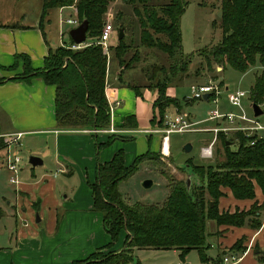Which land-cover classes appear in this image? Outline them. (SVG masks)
Masks as SVG:
<instances>
[{"label": "trees", "instance_id": "trees-1", "mask_svg": "<svg viewBox=\"0 0 264 264\" xmlns=\"http://www.w3.org/2000/svg\"><path fill=\"white\" fill-rule=\"evenodd\" d=\"M111 1L42 0L40 21L53 8L74 6L78 22L84 18L88 21L86 37H98L103 26L102 17ZM124 1L135 6L133 10L140 26L141 47L157 49L173 61L178 60L181 66L179 71H184L190 59L181 48L180 18L187 1L160 0L161 3L156 5L150 4V0ZM220 9L221 38L216 45L200 50L199 55L204 57L208 67L213 63L223 67L228 65L239 72L254 66L260 67L261 71L256 74L250 89L251 101L260 105L264 102V0H221ZM122 26L124 24H120ZM73 43L69 37L68 45ZM113 49L120 63L130 64L134 56L128 60L129 63L124 62L130 50L124 35L118 38ZM19 61L21 71L10 78L0 77V83L7 80L28 81L37 77L47 85H54V115L58 126L98 129L109 123V109L104 94L106 63L99 45H87L75 50L49 48L41 68H33L26 54H16L13 64L5 70H15ZM176 70L171 69V75ZM168 79L169 76L164 75L147 86L154 88L157 94L152 102L151 127L163 126L165 112L170 106H181L176 97L166 94ZM131 87L139 95L138 86ZM187 99L202 100H184ZM137 126L135 115L124 117L122 127L136 129ZM218 137L224 150V159L217 161L215 166H192L190 159L186 160L185 166L191 167L188 173L193 174L195 181L189 189L185 180L176 182L160 204H128L118 190L119 183L131 177L143 161L158 159L155 151L148 149L126 165L124 150L120 148L108 161L98 163L95 181L89 185L92 209L101 213L109 242L96 248L83 260H74L70 264H140L134 260L133 250L141 248L177 249L180 258L191 250H197L201 259L208 262L209 259L204 255V250L210 246L206 241L207 220L213 221L216 226L259 229L264 216L263 203L259 205L254 201L249 209H235L233 212L221 211L218 206L219 198L225 195L222 187L228 188L235 199H254L255 185L264 195V133L252 145L251 138L240 133L229 138L219 132ZM115 138L110 136L103 143L96 139L98 151ZM2 144L3 138L0 137V147ZM121 234L124 236L121 247L114 250ZM245 240V236L237 239L229 247L230 252L245 251ZM255 255L257 263L264 264V247ZM216 264H222V258L218 257Z\"/></svg>", "mask_w": 264, "mask_h": 264}, {"label": "rangeland", "instance_id": "rangeland-1", "mask_svg": "<svg viewBox=\"0 0 264 264\" xmlns=\"http://www.w3.org/2000/svg\"><path fill=\"white\" fill-rule=\"evenodd\" d=\"M186 1L187 4L185 10L180 18L181 48L183 54L189 57L190 62L186 66V69L184 71H179V68L181 66L178 60L173 61V59H170L166 54L158 51L157 49L141 47L139 40L140 26L137 16L135 15V12L133 10L135 6L128 2H125L124 0L111 1L109 3L107 11L102 17L103 26L106 24H111L114 27L112 38L107 43L108 47L106 46V49H104L101 44H98L97 36L90 39L86 37L85 40V46L99 45L102 49V53L104 54L106 63L104 81L105 86L106 76H108L107 74L109 69L111 76H114L117 72L116 74H118L119 79L122 78L123 84L138 86L137 88L139 91V98L141 100V103L137 102V107L140 109L137 115L139 124V126L137 127L139 128V130L151 128V125L149 123V119L151 118V105L156 94L154 88H144L143 86H148L149 84L152 85L157 81V78H162L164 75L169 76L166 94L176 97L180 101L181 105L179 107L170 106L169 109H167V111L165 112V115H173L178 112L180 114H186V118L188 119V121L196 122L195 125L191 126V131L172 132L169 135L170 150L168 152V155H163L160 152V144H158V138L155 136L156 134L150 135L135 131L136 133H134L133 139H130L128 141H126V139L125 142H121L122 148L125 150L124 159L125 164L127 165H129L137 155H140L148 149L151 151H155L156 154L158 153L157 160L143 161L139 165L137 171L131 177L119 183L118 190L122 195V199L124 200V202L128 204H133L135 202L160 204L164 202L173 185L178 181L186 180L188 174H191L188 173L190 172L191 167L185 166V162L188 159H190L192 166H207L209 164L215 166L217 161L221 162L224 159V150L221 145L220 137H217V141L214 145L213 157L211 159L201 158L199 154L200 148L207 145L213 138L212 132L208 130L216 125V121L207 119V112L209 110L217 108L220 112L230 111L239 113L242 111V109H244L247 115L254 117L252 110L253 102L250 99V89L254 84L256 74L260 73L261 68L258 66H254L249 68L245 72H239L228 65L225 67L219 66L215 63H213L210 67L205 65L204 57L202 55H199V51L204 48H210L211 46L216 45L221 38V0ZM149 3L152 5H156L158 3H161V1L150 0ZM22 6L23 5H14V2L11 1L6 2L5 4H0V20L5 16L8 17L10 15H13L17 12L15 11L17 10V7ZM33 7L34 6H32V8ZM65 7L68 8L66 9L67 12H63V14H60L58 16L59 10L63 7L53 8L48 12V15L42 21H40V12L42 9L41 0L39 26H41L42 29L46 32V35L50 36L57 33L62 38L68 39V27L70 26L71 28H74L75 26L80 24L81 21L78 22L79 17L76 8L74 6ZM219 12H221L220 17L218 16ZM68 20H73L74 23H69ZM116 24H119V26H116ZM120 24H124V26L120 27ZM119 28H123L125 42L130 45V50L124 57V62L127 61V63H129L128 60H130L132 56H134L133 59H131L130 64L127 65L119 62V60L115 56V50L113 49L118 42ZM68 43L69 41H61L52 49H55L57 47L71 48ZM174 64H176V66ZM172 67L174 68V70L178 68L176 70V73H174L173 75H171V69H173ZM205 83H212L217 87L219 91L218 103L215 104L212 102V100L205 101L203 99L194 101H191V99H187V101L184 100L185 98H191L190 87L192 85ZM117 85L119 86L120 84L118 83ZM130 89L132 91H135L133 87H131ZM238 93L242 94V108L231 105L227 100V96L229 94ZM259 106L263 110V114L259 115L258 118L260 121L264 122V102ZM165 115L163 121H165ZM109 116H111V114ZM111 119L112 118L110 117L109 123L105 127L98 128L111 129V127H113L117 130L116 133H110V135H106L105 141H107L110 136L121 138L120 135L124 132H127L123 131L122 133L121 130L123 129L115 126ZM4 124V121L1 120L0 117V134H12L2 133ZM163 124L164 122L162 123V125ZM66 128L81 130V132H87L88 134L96 136V133L92 132V130L94 129L92 127L83 126ZM150 136L151 140L149 142ZM226 137L230 138L232 136L229 135ZM117 140L121 139L117 138ZM117 140L116 138L113 139L109 145L105 146L107 147L106 149L105 147H102L99 150V154L103 150H109V152H111L112 149H114V146H116V148H119V145H116L118 142ZM188 143L191 144V149L189 151H185L184 146ZM21 144L22 147L19 150V154L21 156L20 168L23 169V171L21 173V169L19 170L18 180L24 181L25 179L23 178V176L31 175L28 174L31 171L36 174L35 178L39 177L41 173L55 174L58 171V166H55L52 162L54 159V147L50 137L35 133L25 134L24 136H22ZM234 147L235 146H233V148ZM1 150L3 149H0V153L2 152ZM30 156H37L39 158H42V160L44 161L43 164L36 167H31L28 163V159ZM0 159H2L1 155ZM8 178V174L4 169L2 170V165L0 164V250L7 249L9 246L14 244L13 240L9 238V232H14L15 223H18V225L21 224L20 215L18 214V212L16 214V218L13 215V197L14 194H16L15 185L10 184ZM89 178H92V176H90ZM146 179L152 180V186L149 188H144L142 186L143 181ZM94 181L92 183H94ZM194 181L195 178L194 176H192L191 183ZM87 182L88 181L85 180L83 174V176H81V205L85 203L82 202V200L86 199L87 196L90 195L88 193L87 186L92 183L86 185ZM55 183L56 194L59 198V201H61L65 195L70 193L72 189L76 188L79 183V179L75 173L69 177L66 174L60 173L55 179ZM223 188L225 189L226 187H222V189ZM221 197H224L222 201H226L225 195ZM9 202L10 204H8ZM262 203L264 204V202H261V204ZM2 213L5 214L4 217L2 216ZM25 215L28 223L32 226H36L35 222H33V220L36 219V212H30V214L25 213ZM15 220H17V222H15ZM85 224L86 222L83 223V226ZM37 225L38 228L44 227L43 223L38 222ZM216 228L217 226L213 221L207 220L205 226L207 234L206 241L209 245L211 244V246L204 250V255L210 260V262L203 261L197 250H191L183 258H180L179 250L173 248H141L139 250H134L133 258L140 264H176L179 261H183L185 264H216L218 257L223 258L224 255L229 256L230 254H232L229 248L223 249L222 251H220V249H217L215 245L216 237L215 235H213L217 233L218 229ZM120 238H123L122 234ZM123 239L122 241L117 242L114 245V250H117L121 247ZM248 247L250 248V246ZM256 249L259 250L262 249V247L254 244L250 250V252L253 253V257H255L257 261V257L254 252ZM84 258H82L81 260H83Z\"/></svg>", "mask_w": 264, "mask_h": 264}, {"label": "crops", "instance_id": "crops-1", "mask_svg": "<svg viewBox=\"0 0 264 264\" xmlns=\"http://www.w3.org/2000/svg\"><path fill=\"white\" fill-rule=\"evenodd\" d=\"M10 1L14 2V5L23 6L17 7L15 10L17 12L13 15L5 16L0 20V77L9 78L21 71V61L15 70H5L13 64L16 54H26L33 68H41L49 48H54L61 41H69V38H62L57 33L48 36L39 26L41 0H0V4ZM66 9L68 8H61L58 16L67 12ZM70 29L69 26L68 32ZM116 73L111 76L110 69L108 70L104 94L107 103L111 100H119V105L115 107L110 117L115 126L123 129L122 133L127 132L121 134V138L115 136L116 140L121 139L117 140L116 144L119 148L114 146L111 152L103 150L100 154L96 147V139L103 143L105 136L110 133H97L93 136L77 129L60 128L54 118V85H47L37 77L28 81L7 80L0 83V117L5 123L2 133L23 132V136L35 133L50 137L54 147L52 162L58 166L56 176L52 173H41L35 178L36 174L31 171L28 173L31 175L23 176L25 180H19V183L15 185L13 215L16 218L18 212L21 224L15 223L14 232H9V238L14 244L0 250V264H70L109 242V235L103 228L101 214L92 209L89 186L87 187L90 195L82 200L85 203L81 205V176L84 174L85 180L88 181L86 185L92 183L98 163L108 161L116 150L122 148L121 142L134 138L135 131L144 130H139L138 127L136 129L122 127L125 116L135 115L136 120L138 119L140 109L137 107V102L141 103V100L139 95L130 89L132 85L123 84L122 78L119 79ZM152 114L151 105L150 117ZM218 123L216 121V124ZM155 136L159 144V136ZM43 162L42 160V164ZM22 171L23 169L21 173ZM60 173L68 177L75 173L79 179L76 188L63 199L60 198L65 201H59L56 194L55 179ZM90 176L92 178H89ZM254 190V199H235L228 188H223L226 201H222L224 197L219 199V209L230 212L236 208L247 210L254 201L259 204L264 202V195L260 188L255 185ZM30 212L38 214L39 220H33L36 226L30 225L27 221L25 213L30 214ZM2 216L4 217L5 214ZM38 222L43 223L44 227L38 228ZM84 222L86 224L83 226ZM216 229H218L217 233L213 235L216 237L217 249L220 251L227 249L237 239L245 236L244 245L246 249L248 246L250 248L239 263L258 264L250 250L254 244L264 247V216L259 229L253 230L246 226H217ZM123 238H120L118 242Z\"/></svg>", "mask_w": 264, "mask_h": 264}, {"label": "built area", "instance_id": "built-area-1", "mask_svg": "<svg viewBox=\"0 0 264 264\" xmlns=\"http://www.w3.org/2000/svg\"><path fill=\"white\" fill-rule=\"evenodd\" d=\"M69 23H74L73 20H68ZM114 32V27L111 24H106L103 26L100 35L98 36V44H101L104 49L107 43L112 38ZM85 46V42L70 45L72 49H78ZM191 95L193 99H202L203 94L208 93V100H212L213 103H218L219 101V91L216 86L212 83L192 85L190 87ZM242 94H229L227 100L231 105L241 107ZM119 105V100L108 101L109 113L113 114L114 108ZM207 119L218 121L214 127L210 128L213 138L211 141L200 148V157L204 159H211L214 153V145L217 141L218 133L222 132L225 136H233L234 134L240 133L246 138L250 139V144H254L258 138H260L264 133V122L260 121L258 117H253L247 115L242 109L239 113L234 112H220L219 109L214 108L207 112ZM186 114L175 113L173 115H165V121L162 127H151L149 129L140 130V132L146 134H156L160 138L159 150L163 155H168L169 146V135L172 132H185L191 131V126L195 125L196 122H190L186 118ZM94 133H116L117 130L111 127V129H93ZM23 133L16 132L8 135L0 134V137L4 138L3 145L0 147L3 150L0 153L2 159H0V164L2 165V170L4 169L8 173V181L10 184L17 185L19 183L18 174L21 163V156L19 150L22 147L21 139ZM57 172L54 174L56 176ZM249 247L242 253H232L229 256H224L222 258V264H238L245 253L248 251ZM176 264H185L183 261H179Z\"/></svg>", "mask_w": 264, "mask_h": 264}, {"label": "water", "instance_id": "water-1", "mask_svg": "<svg viewBox=\"0 0 264 264\" xmlns=\"http://www.w3.org/2000/svg\"><path fill=\"white\" fill-rule=\"evenodd\" d=\"M218 16L219 17L221 16V12H219ZM87 28H88V21L86 18H84L80 22V24H78L77 26H75L74 28H71L69 30V36L73 40L74 43L80 44V43L85 42ZM118 33H119L118 38L120 39L123 36V28H119ZM208 97H209V94L205 93V94H203L202 99L206 101V100H208ZM252 110H253V115L255 117H258L259 115L263 114V110L261 109L259 104L255 103V102L252 103ZM190 149H191V144H189V143L185 144L184 150L189 151ZM28 163L31 166L35 167L37 165H41L42 160H41V158H39L37 156H30L28 159ZM191 177H192V175L188 174V177L185 180L187 189H189V187L191 185ZM142 186L144 188L151 187L152 186V180L151 179L144 180L142 183ZM38 220H39V217H38V214L36 213V221H38ZM256 252H258V250H256Z\"/></svg>", "mask_w": 264, "mask_h": 264}]
</instances>
